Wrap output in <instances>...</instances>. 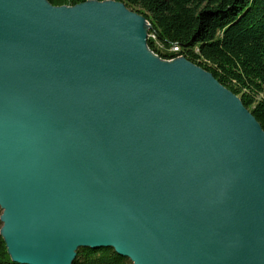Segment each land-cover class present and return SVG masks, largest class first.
<instances>
[{
  "label": "water",
  "instance_id": "obj_1",
  "mask_svg": "<svg viewBox=\"0 0 264 264\" xmlns=\"http://www.w3.org/2000/svg\"><path fill=\"white\" fill-rule=\"evenodd\" d=\"M116 0H0V236L13 262L264 264V130Z\"/></svg>",
  "mask_w": 264,
  "mask_h": 264
},
{
  "label": "trees",
  "instance_id": "obj_2",
  "mask_svg": "<svg viewBox=\"0 0 264 264\" xmlns=\"http://www.w3.org/2000/svg\"><path fill=\"white\" fill-rule=\"evenodd\" d=\"M48 1L74 5L87 0ZM116 1L145 16L148 35L155 37H147L151 51L167 58L162 48L178 46L173 56L211 72L240 97L264 130V0ZM0 264H20L10 259L1 236ZM72 264L132 262L112 248H79Z\"/></svg>",
  "mask_w": 264,
  "mask_h": 264
},
{
  "label": "built area",
  "instance_id": "obj_3",
  "mask_svg": "<svg viewBox=\"0 0 264 264\" xmlns=\"http://www.w3.org/2000/svg\"><path fill=\"white\" fill-rule=\"evenodd\" d=\"M147 37H150V38L155 40V37L150 36L148 34H147ZM162 50L164 51V53H166V55H169L167 58H163V59H173L175 57H179V55L178 56H173L174 53H169V47L162 48ZM156 55H158V54H156Z\"/></svg>",
  "mask_w": 264,
  "mask_h": 264
},
{
  "label": "bare ground",
  "instance_id": "obj_4",
  "mask_svg": "<svg viewBox=\"0 0 264 264\" xmlns=\"http://www.w3.org/2000/svg\"><path fill=\"white\" fill-rule=\"evenodd\" d=\"M170 51L172 52V51H179V49H178V46H176V45H173V46H171L170 48H169V53H170Z\"/></svg>",
  "mask_w": 264,
  "mask_h": 264
},
{
  "label": "rangeland",
  "instance_id": "obj_5",
  "mask_svg": "<svg viewBox=\"0 0 264 264\" xmlns=\"http://www.w3.org/2000/svg\"><path fill=\"white\" fill-rule=\"evenodd\" d=\"M61 5H68V4H61ZM155 42H156V41H155ZM156 45H157L158 47H161V45H160L159 43H157V42H156ZM154 53H155V52H154ZM170 53H177V51H172V52L170 51Z\"/></svg>",
  "mask_w": 264,
  "mask_h": 264
}]
</instances>
